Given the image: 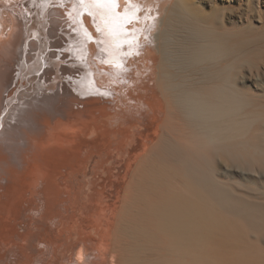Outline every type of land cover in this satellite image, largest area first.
I'll list each match as a JSON object with an SVG mask.
<instances>
[{
    "label": "bare ground",
    "instance_id": "1",
    "mask_svg": "<svg viewBox=\"0 0 264 264\" xmlns=\"http://www.w3.org/2000/svg\"><path fill=\"white\" fill-rule=\"evenodd\" d=\"M23 2L0 264H264V0Z\"/></svg>",
    "mask_w": 264,
    "mask_h": 264
},
{
    "label": "rangeland",
    "instance_id": "2",
    "mask_svg": "<svg viewBox=\"0 0 264 264\" xmlns=\"http://www.w3.org/2000/svg\"><path fill=\"white\" fill-rule=\"evenodd\" d=\"M27 2V0H24V2L21 4V6L24 4V3H26ZM57 6H59V4H57ZM32 7V6H31ZM147 19H149V17L148 18H146V20H144L145 22H148V21H150V20H148L147 21ZM151 19V18H150ZM60 21H62L61 23L62 24H66V21L64 20V18L63 17H60ZM64 22V23H63ZM66 28H68V25H67V27ZM16 74H17V72H16Z\"/></svg>",
    "mask_w": 264,
    "mask_h": 264
},
{
    "label": "snow or ice",
    "instance_id": "3",
    "mask_svg": "<svg viewBox=\"0 0 264 264\" xmlns=\"http://www.w3.org/2000/svg\"><path fill=\"white\" fill-rule=\"evenodd\" d=\"M108 2H110V3H114V2H115V0H108Z\"/></svg>",
    "mask_w": 264,
    "mask_h": 264
}]
</instances>
